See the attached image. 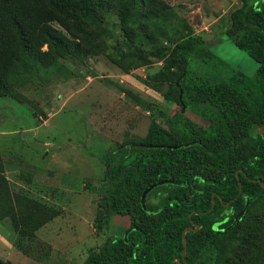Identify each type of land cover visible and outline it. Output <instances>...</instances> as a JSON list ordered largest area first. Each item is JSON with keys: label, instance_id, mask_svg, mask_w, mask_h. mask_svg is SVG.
Here are the masks:
<instances>
[{"label": "trees", "instance_id": "16d2710c", "mask_svg": "<svg viewBox=\"0 0 264 264\" xmlns=\"http://www.w3.org/2000/svg\"><path fill=\"white\" fill-rule=\"evenodd\" d=\"M143 1L113 6V0H0V97L24 72L38 68L42 75L59 70L60 58L68 55L105 52L107 41L98 43L97 37L120 27L126 39L138 42L127 55L140 63L163 58V96L179 104L181 88L186 110L198 112L205 125L180 109L166 117L168 127L153 117L144 137L107 152L93 225L110 228L114 213L126 215L129 225L125 235L109 237L82 264H264V186L253 181L264 183V0H242L225 31L258 63L254 75L212 54L171 8L132 15ZM146 18L160 27L156 38L146 33ZM168 29L172 36L164 34ZM41 44L46 51H39ZM158 181L165 182L146 198L159 201L142 203L144 189ZM58 215L47 202L13 191L0 164V222L9 220L15 233L34 237Z\"/></svg>", "mask_w": 264, "mask_h": 264}, {"label": "rangeland", "instance_id": "374dc122", "mask_svg": "<svg viewBox=\"0 0 264 264\" xmlns=\"http://www.w3.org/2000/svg\"><path fill=\"white\" fill-rule=\"evenodd\" d=\"M124 1L113 0L112 5ZM241 4L242 0H144L131 14L146 17L171 8L212 54L254 75L258 63L225 34L230 14ZM142 23L153 38L161 34L160 27L147 23V18ZM168 33L174 34L171 29L165 30ZM124 35L116 27L97 37L98 43L107 41L105 52L60 58L57 71L48 69L40 75L34 68L24 72L10 92L0 97V164L11 189L59 209V215L34 237L20 236L9 220L1 221L0 264H82L109 237L125 235L126 215L112 214L110 228L93 225L105 184L106 154L144 137L153 117L168 127L166 117L174 116L181 105L163 96L167 88L159 82L163 81L159 78L165 69L163 58L136 61L127 52L138 42ZM38 49L43 52L47 46L41 44ZM144 101L154 111L145 108ZM184 113L205 125L198 112ZM176 124L183 126L180 117ZM147 200L157 203L159 198Z\"/></svg>", "mask_w": 264, "mask_h": 264}, {"label": "water", "instance_id": "95a60500", "mask_svg": "<svg viewBox=\"0 0 264 264\" xmlns=\"http://www.w3.org/2000/svg\"><path fill=\"white\" fill-rule=\"evenodd\" d=\"M176 84L177 85H179V83H178V81L176 82ZM180 89V93H179V100H180V102L183 104V100H182V90H181V88H179ZM261 131H263V127H260V132ZM138 145H140V146H146V147H153V145H145V144H138ZM174 147H176V146H174ZM237 177H238V175H237ZM253 181H259L260 183H262V185L264 186V183H263V181L261 180V179H254ZM165 181H158L157 183H153V184H151V185H149L146 189H144V191L142 192V196H141V200H142V203H145V201H146V197H147V194L155 187V186H157V185H161V184H163ZM239 186H240V189H239V193H240V191H241V184H240V182H239ZM213 203H214V199H213ZM248 204H249V201L247 200L246 201V203H245V205H244V207L236 214V216H235V220H237L238 219V217H240V216H242L243 215V213L245 212V210H246V208H247V206H248ZM225 205H228V203H226ZM187 228H190V227H187ZM186 230V229H185ZM185 232V231H184ZM184 232H183V235H182V239H183V244H184V247H183V250H182V252H181V256L183 257L184 256V254H185V252H186V247H187V240H186V237L184 236ZM109 239V238H108ZM108 239H107V241H108ZM107 241H106V243H107ZM106 243H105V245H106ZM178 264H180V262L178 261Z\"/></svg>", "mask_w": 264, "mask_h": 264}, {"label": "flooded vegetation", "instance_id": "af4514ba", "mask_svg": "<svg viewBox=\"0 0 264 264\" xmlns=\"http://www.w3.org/2000/svg\"><path fill=\"white\" fill-rule=\"evenodd\" d=\"M179 101H180V100H179ZM180 103H181V102H180ZM180 103H179V104H180ZM180 105H181V111H182V114L185 115L184 112L187 111V110H186V105H185L184 103H183V104L181 103ZM188 111H189V110H188ZM189 113L191 114L192 112L189 111ZM225 207H227V205H225Z\"/></svg>", "mask_w": 264, "mask_h": 264}]
</instances>
